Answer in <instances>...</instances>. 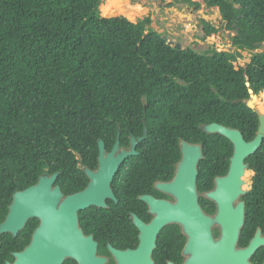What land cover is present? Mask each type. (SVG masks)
<instances>
[{
    "label": "trees",
    "instance_id": "trees-1",
    "mask_svg": "<svg viewBox=\"0 0 264 264\" xmlns=\"http://www.w3.org/2000/svg\"><path fill=\"white\" fill-rule=\"evenodd\" d=\"M103 1L0 0V185L23 191L59 173L57 184L74 190L84 183L79 165L91 166L99 140L111 149L121 133L122 147L129 148L130 136H144L145 126L138 151L160 152L149 167L160 168V179L180 163L181 141L205 146L223 140L205 126L255 136L257 115L240 101L249 89L264 91V53L245 69L233 63L264 42V0H202L219 9L234 34L228 41L233 52L176 50L152 29L150 16L137 23L104 18ZM149 1L201 7L191 0ZM200 27L203 41L218 39L211 23L200 20ZM250 118L256 122H241ZM133 166L143 167V156L124 165L115 188L124 186ZM178 229L182 251L187 239Z\"/></svg>",
    "mask_w": 264,
    "mask_h": 264
},
{
    "label": "water",
    "instance_id": "water-1",
    "mask_svg": "<svg viewBox=\"0 0 264 264\" xmlns=\"http://www.w3.org/2000/svg\"><path fill=\"white\" fill-rule=\"evenodd\" d=\"M163 4V3H161ZM176 50H183L180 44L168 42ZM259 46V45H258ZM203 55V54H202ZM251 107L250 104H248ZM261 126L257 138L247 143L241 132L219 124L203 128L204 132L225 137L234 145L231 172L226 179L217 181V189L209 197L219 205L216 218L207 216L198 195L199 164L203 159L201 146L181 143L182 158L177 167L176 176L171 183L159 188L176 199L175 204L167 201L144 197L155 215L150 225L136 220L141 230V244L136 252L114 251L118 264H154L152 255L157 247L161 231L169 225L181 227L187 242L183 250L184 264H251L250 258L258 245L250 249L238 250L240 231L245 225L244 206L233 209L232 203L243 193L241 176L245 173V160L254 155L264 141V114L260 113ZM131 139L130 151L120 150L121 135L110 154H107L105 142L99 141V169L97 172L85 170L91 180L88 188L63 200L59 187H54L59 173L42 176L37 185L19 192L14 197L11 213L0 231L14 234L24 227L29 218L42 221L33 243L18 257L17 264H61L70 256L82 264H101L96 258L97 243L85 238L79 229L78 213L91 207L105 208L106 201L117 202L112 184L122 165L131 157L138 156L137 147L146 139ZM214 225L222 227L223 235L215 239Z\"/></svg>",
    "mask_w": 264,
    "mask_h": 264
},
{
    "label": "flooded vegetation",
    "instance_id": "flooded-vegetation-1",
    "mask_svg": "<svg viewBox=\"0 0 264 264\" xmlns=\"http://www.w3.org/2000/svg\"><path fill=\"white\" fill-rule=\"evenodd\" d=\"M244 53L248 54L249 59L245 60L244 64L241 66H238L237 63L240 59H244V56L237 62L233 63L235 69L237 70L247 68V66L252 62L254 56L264 53V42L257 44L255 51L243 52L242 55ZM263 93L264 91L256 95L252 89H249V98H245L240 101L249 110L257 115L258 129L255 136L244 134L243 131L239 129L227 127L241 132L247 143H251L257 138L258 131L261 126L260 113L264 114V99L262 98ZM255 98L261 99V106H263V109L258 108V106L254 103L252 99ZM248 104H250L251 107H249ZM253 119L254 118L244 119L241 122L244 125L251 124L252 122H256V120ZM145 130H147L148 135V129L146 126L144 129V135ZM207 134L209 136L217 135ZM132 137L138 140L144 136L135 137L134 135H131L129 148L122 147L120 139L121 151H130L132 147ZM220 137L223 138V140L217 143H208L205 146L197 144L202 148L203 159L201 161L205 162L201 169L199 167L197 182L199 203L204 213L211 218H216L219 214V205L209 197V194L216 191L218 180L226 179L230 175L232 158L234 155V145L225 137ZM214 139H218V137H214ZM104 142L106 152L107 154H110L113 151L117 139L111 149L110 145L106 141ZM143 142H141L137 147L138 156L129 158L122 165L114 179L112 188L117 202L107 200V207L105 208L91 207L78 213L79 229L83 232L85 238H92L93 241L97 243L96 258L104 261L101 264H118L114 251L125 253L136 252L139 249L141 244V230L136 224V220L144 223L145 225H150L155 219V215L151 212L150 206L143 201L144 197H152L155 200L167 201L171 204L176 203V199L172 195L163 192L159 187L163 184L173 182L179 163L175 165V171L172 176L160 179V172H162L160 168H149L151 163L154 164V161L151 159V155H158L160 152L152 150L144 151L143 153L139 152L138 148ZM182 142L184 141H181V143ZM141 156H143L144 166L130 167L128 169V174L125 177L124 186L115 188V181L124 165L127 164L130 159ZM99 157L100 152L95 159L93 158L90 167H86L82 163L79 165V168L84 173V183L72 185V187H75L74 190L70 189L71 184L63 183L62 185H59L57 184V180L54 187H59L61 189L63 200L88 188L91 180L85 170H90L94 173L97 172L100 165ZM245 166V173L240 178L242 182L241 190L243 193H241L232 203L233 209H237L240 205H243L245 213V225L240 231L238 250H248L257 243L258 247L249 261L251 264H264V141L259 150L245 160ZM1 187L3 189L4 187L8 188L0 190V229L11 213V206L14 203L15 195L31 188L29 187L23 191H19L14 189V187H16L15 184L11 186L0 185V188ZM41 224L42 221L40 219L29 218L25 222L24 227L21 228L17 234H14L11 231H0V264H17V256L24 253L29 247H31L34 236ZM169 227H172L171 233L167 234V236H163V232ZM178 227L180 226L175 224L169 225L159 234L156 242L157 247L152 255L154 264H184V249L181 251L178 245ZM213 235L215 239H220L222 237L223 232L220 225H214ZM61 264L82 263L73 257L67 256Z\"/></svg>",
    "mask_w": 264,
    "mask_h": 264
},
{
    "label": "rangeland",
    "instance_id": "rangeland-1",
    "mask_svg": "<svg viewBox=\"0 0 264 264\" xmlns=\"http://www.w3.org/2000/svg\"><path fill=\"white\" fill-rule=\"evenodd\" d=\"M165 1L167 4H172L181 0ZM191 1L200 3V9H196L195 7L187 4H178L174 8H168L161 4V2L149 0H128L127 3L129 4L116 6L114 5L113 0H104L100 8V12L102 14L101 10H103L105 6L110 5V7L116 9L117 12L113 16L109 17H104L102 15L104 18L125 17L129 20L131 16L134 15L135 19L133 21L130 20L133 23H137L138 21L150 16L153 21L151 26L152 29L160 34H163L169 42L180 44L183 49L191 48L199 52L208 51L212 48H216L223 52L232 51L229 49L228 41L230 36H234V34L226 31L225 23L222 21L219 9L207 8L202 0ZM118 7L120 8L119 10ZM138 7H140L142 11H139L137 9ZM200 20H205L219 29V36L217 40H202L203 31L200 27ZM243 56L245 58L239 60L237 63L238 66L243 65L245 60L249 59L247 53H244ZM262 98L264 99L263 96ZM252 100L258 108L263 109L260 98Z\"/></svg>",
    "mask_w": 264,
    "mask_h": 264
},
{
    "label": "bare ground",
    "instance_id": "bare-ground-1",
    "mask_svg": "<svg viewBox=\"0 0 264 264\" xmlns=\"http://www.w3.org/2000/svg\"><path fill=\"white\" fill-rule=\"evenodd\" d=\"M113 1H114V5H116V6H121V5H127V4H129V3H127L128 0L127 1H125V0H113ZM119 9L120 8L118 7V10ZM137 9L139 11H142V9L140 7H138ZM101 11H102V15L104 17L113 16L117 12V10L114 9V8H112V7H110V5L109 6H105L104 9L101 10ZM134 19H135V16L132 15L129 20L133 21Z\"/></svg>",
    "mask_w": 264,
    "mask_h": 264
}]
</instances>
